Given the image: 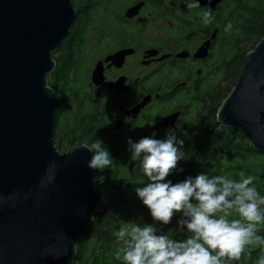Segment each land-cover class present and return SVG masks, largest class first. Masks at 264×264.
<instances>
[{"label": "water", "instance_id": "water-1", "mask_svg": "<svg viewBox=\"0 0 264 264\" xmlns=\"http://www.w3.org/2000/svg\"><path fill=\"white\" fill-rule=\"evenodd\" d=\"M75 17L71 0H0V264H74L77 241L101 212L91 148L55 146L57 101L47 76ZM217 117L264 154V37Z\"/></svg>", "mask_w": 264, "mask_h": 264}, {"label": "flooded vegetation", "instance_id": "flooded-vegetation-1", "mask_svg": "<svg viewBox=\"0 0 264 264\" xmlns=\"http://www.w3.org/2000/svg\"><path fill=\"white\" fill-rule=\"evenodd\" d=\"M71 2L76 17L70 36L52 54L57 63L70 48L78 61L80 113L93 122L86 137L91 146L102 141L101 147L112 148L120 176L139 167L131 159L129 139H165L171 132L185 141V133L203 120L205 98L237 77L245 12L261 13L252 7L254 0ZM190 3L199 7L189 8ZM205 12L211 13L209 24L203 21ZM229 23L232 28L225 31ZM171 115L174 120L163 125ZM78 131L76 140L84 133L81 127Z\"/></svg>", "mask_w": 264, "mask_h": 264}, {"label": "clouds", "instance_id": "clouds-1", "mask_svg": "<svg viewBox=\"0 0 264 264\" xmlns=\"http://www.w3.org/2000/svg\"><path fill=\"white\" fill-rule=\"evenodd\" d=\"M203 21L211 23L210 12L203 13ZM231 28L229 23L225 31ZM183 143L171 132L165 139L145 136L138 142L128 140L131 159L139 162L150 181L135 191L152 220L168 225L176 213H182L179 228H186L190 235L177 240L169 233L157 234L153 224L122 222L113 235L119 245L115 258L123 264H229L251 256L257 248L264 251V236L258 234L264 225V195L255 186V177L240 172L236 180L201 173L173 184L166 178L185 156L180 150ZM89 150L93 153L89 168L105 169L112 164L100 141ZM256 264H264V255Z\"/></svg>", "mask_w": 264, "mask_h": 264}, {"label": "trees", "instance_id": "trees-1", "mask_svg": "<svg viewBox=\"0 0 264 264\" xmlns=\"http://www.w3.org/2000/svg\"><path fill=\"white\" fill-rule=\"evenodd\" d=\"M260 3L254 2L252 7L259 9L261 13L257 15L254 13V15L251 11H246L243 17L244 25L238 42L239 60L237 63V77L233 80L234 84L227 87L226 90L221 86L223 91L219 96L210 95V97L205 98L203 120L196 123L195 129L185 133V141H183V147L180 149L185 153V156L179 161L177 170L166 178V180H171L173 184L182 182L189 177L194 178L201 173L226 175L239 180V173L244 172L246 176L252 175L255 177L254 184L260 194L264 195V154L258 152L252 141L241 132L217 121L218 109L236 85L245 65L248 45L254 43L253 48H255L257 43L264 37V10L260 7ZM69 51L66 58L57 60L55 70L47 76L48 83L52 87L57 101L55 132L60 134L61 140V143L58 141L59 145L55 141L57 150L58 146L71 147L77 142L75 134L79 132V127L84 131L80 135L86 136L93 126V122L86 120V116L80 113V109L84 105L79 87L80 76L78 73L80 71L78 72V69L80 65L78 61L73 59L70 48ZM56 82L61 84V89L54 88ZM67 129L71 130L74 138L68 137ZM177 147H180L179 144H177ZM107 150L110 159H112V164L109 168L96 169L95 171L96 184L99 185L102 193L99 198L101 212L94 215L93 220L77 241L74 264H123L122 261L115 258L119 245L117 238L113 235L114 232L119 230L121 223L157 224L152 220L149 209L143 204L135 191L136 188L144 187L150 182L143 174L140 164L133 175L120 176L116 173L118 163L113 150L110 147ZM58 151L60 152V150ZM180 169H183V171H180ZM102 198L105 201H102ZM181 218L182 213H176L170 224H158L166 227L172 238L182 240L190 234L186 228L180 230L178 221ZM258 234L264 236V225L260 226ZM261 255H264V251L257 248L252 251L251 256L244 257L234 263L256 264V260Z\"/></svg>", "mask_w": 264, "mask_h": 264}, {"label": "rangeland", "instance_id": "rangeland-1", "mask_svg": "<svg viewBox=\"0 0 264 264\" xmlns=\"http://www.w3.org/2000/svg\"><path fill=\"white\" fill-rule=\"evenodd\" d=\"M254 2L256 3H260V7L262 8V10H264V0H254ZM254 43H250L249 45H248V47H247V54L250 52V51H252L254 48ZM246 51H245V53H246ZM246 54V55H247ZM240 66H242V65H240ZM240 66H239V68H240ZM81 67H82V70H83V73H85V71H86V63L85 62H83L82 63V65H81ZM234 84V81L233 80H229V81H225V82H223L222 83V88L224 89V90H226L227 89V87H230V86H232ZM54 88L55 89H61V84L59 83V82H56V85H54ZM222 89L221 88H218L217 90H214L212 93V95H217V96H219L221 93H222ZM217 121H218V117H217ZM80 134H78V136H79ZM58 141H59V143H61L60 141V139L59 138H57V140H56V142H57V144L59 145V143H58ZM91 141H89V139L86 137V136H82L81 135V138L80 139H78L77 140V142H75L74 144H73V146H71V147H63V146H58V150H60V152L61 153H64V152H68V151H71V150H73V148H75V147H77V146H81V145H87V146H89V147H91V143H90ZM97 188H98V191L100 190L99 189V185L97 186ZM102 201H105L103 198H102ZM98 203H99V200H98ZM99 210H101L100 209V206H99ZM158 224V223H157ZM229 264H235L234 262H229Z\"/></svg>", "mask_w": 264, "mask_h": 264}]
</instances>
